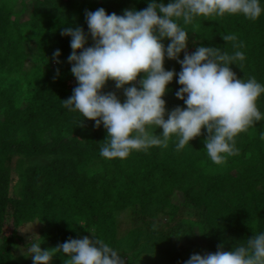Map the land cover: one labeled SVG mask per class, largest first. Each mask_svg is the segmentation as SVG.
<instances>
[{
	"label": "trees",
	"instance_id": "trees-1",
	"mask_svg": "<svg viewBox=\"0 0 264 264\" xmlns=\"http://www.w3.org/2000/svg\"><path fill=\"white\" fill-rule=\"evenodd\" d=\"M147 6L148 0H0V264H33L20 250L30 243L24 229L32 222L40 224L32 241L42 242V250L93 233L121 252L125 264H185L193 254L231 251L264 232V120L235 138L238 151L221 164L204 149L206 129L179 151L173 136L167 147L109 160L100 155L103 125L63 107L77 86L64 27L87 33L86 11L123 15ZM178 23L189 33L188 54L201 44L241 51L245 59L232 71L264 84V15ZM228 34L235 40L226 42ZM165 68L181 71L175 60L166 59ZM177 79L163 97L168 111L186 107L176 97ZM103 92L125 99L111 80ZM257 105L264 113V95ZM196 228L205 245L192 240ZM65 258L57 254L52 264Z\"/></svg>",
	"mask_w": 264,
	"mask_h": 264
},
{
	"label": "clouds",
	"instance_id": "clouds-1",
	"mask_svg": "<svg viewBox=\"0 0 264 264\" xmlns=\"http://www.w3.org/2000/svg\"><path fill=\"white\" fill-rule=\"evenodd\" d=\"M226 14L257 20L264 15V7L261 0H169L167 4L148 0L147 8L126 9L123 15L108 14L104 8L86 11L87 33L82 27H64L61 34L71 37L68 63L77 86L63 100V107L94 121L97 128L103 125L107 133L100 150L103 158L126 159L134 151L167 147L173 136L179 151L200 136L202 129L208 133L204 149L213 163L221 164L238 151L235 138L264 120L257 105L264 84L255 78L240 79L232 71L231 65L245 59L241 51L229 54L201 44L188 54L189 33L178 23ZM89 36L93 46H87ZM165 39L170 41L167 46ZM223 39L233 41L235 36ZM60 54L59 49L53 53L57 63ZM166 59L179 63L181 71L166 70ZM174 77L181 86L176 97L186 107L168 111L163 97ZM110 80L123 90V102L115 93L103 92ZM157 128L162 129L159 135L152 131ZM32 237L21 252L33 264H52L60 253L66 257L64 264H125L121 252L95 236L69 239L48 250H42V242H33ZM185 264H264V232L254 233L231 251L221 248L193 254Z\"/></svg>",
	"mask_w": 264,
	"mask_h": 264
},
{
	"label": "rangeland",
	"instance_id": "rangeland-1",
	"mask_svg": "<svg viewBox=\"0 0 264 264\" xmlns=\"http://www.w3.org/2000/svg\"><path fill=\"white\" fill-rule=\"evenodd\" d=\"M25 18H26V17H25ZM25 18H24V19H25ZM90 39H91V38H90ZM90 43H91V44L93 43L92 39H91ZM121 92H122V91H121ZM176 194H178V196H177V201H178L179 203L182 201L181 204H184V196L182 195V192L178 191ZM189 214H190V212H189ZM164 221L166 222L167 220L164 219ZM31 225H33V226H32V228H31V230L28 231ZM39 229H40V224H39L38 222H32V223H30V224L27 225V227L24 229V232L28 235V237H29V239H30L33 235L38 234ZM26 231H27V232H26ZM193 233L196 234V237H195V238H192L193 241H197V242H199V243H201V244H203V245L206 244L205 240H204L203 237L200 235V229H198V228L193 229ZM88 236H89V238L91 239V237L93 236V233H88ZM34 237H35V236H33L32 238H34ZM21 248H23V247H21ZM21 248H20V250H21Z\"/></svg>",
	"mask_w": 264,
	"mask_h": 264
}]
</instances>
